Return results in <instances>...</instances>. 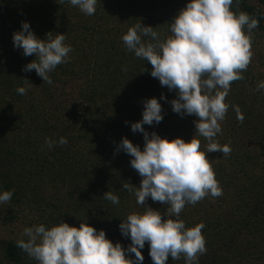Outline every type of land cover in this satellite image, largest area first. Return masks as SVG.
<instances>
[{
	"label": "trees",
	"instance_id": "trees-1",
	"mask_svg": "<svg viewBox=\"0 0 264 264\" xmlns=\"http://www.w3.org/2000/svg\"><path fill=\"white\" fill-rule=\"evenodd\" d=\"M187 2L98 0L95 14L87 16L60 0H0V190L14 193L9 204L0 205L4 224L22 219L31 227L50 228L61 221L77 227L88 222L127 249L131 239L119 225L129 214L143 213L149 206L167 219L170 205L149 198L141 206L122 187L139 186L142 177L131 167V157L117 147L127 137L143 150V134L133 133L131 124L142 119L145 99L167 98L160 100L162 122L144 125L149 134L190 141L197 117L172 110L177 93L151 76L150 62L127 51L122 35L141 22L164 40ZM231 7L258 19L250 34L245 28L255 42L264 32V0H233ZM24 21L41 39L49 32L62 33L72 48L68 62L49 74L51 85L35 70H24L34 54L24 56L14 47L13 34ZM241 75L243 79L231 84L222 133L215 138L229 145L231 153H207L222 195L186 204L179 216L186 227L205 225L207 251L197 264H264V89L257 90L264 81V59L259 66L251 60ZM18 87H25L27 94H18ZM237 105L243 122L237 119ZM60 137L68 143L52 148L45 143L46 138ZM196 138L206 151L208 141ZM107 191L119 197L118 205L104 199ZM21 239L28 237L0 235V264H39L17 247ZM142 253L143 264H153L147 242ZM126 256L135 259L134 254ZM166 264H185V258L169 256Z\"/></svg>",
	"mask_w": 264,
	"mask_h": 264
},
{
	"label": "clouds",
	"instance_id": "clouds-1",
	"mask_svg": "<svg viewBox=\"0 0 264 264\" xmlns=\"http://www.w3.org/2000/svg\"><path fill=\"white\" fill-rule=\"evenodd\" d=\"M63 3L92 16L98 0H60ZM232 4L233 0H188L171 21L172 34L164 40L153 26H144L141 22L122 35L127 51L150 62L151 76L177 93L171 101L172 110L181 116L197 117L196 133L190 141L181 137L170 140L156 132L149 134L144 125L162 122L160 100L167 98L162 95L159 99H145L142 119L131 124L133 133L143 134V150L127 137L117 147V151L131 157V167L142 177L139 186L125 183L122 187L134 193L141 206H146L149 198L170 205L166 209L167 219L149 206L143 213L129 214L119 225L122 235L131 239L127 249L119 242L113 243L103 229L97 231L88 222H81L77 227L64 221L50 228L43 224L25 228L28 240H19L17 247L39 264H143L142 249L147 242L153 264H166L169 256L173 260L183 256L185 264H197L199 255L207 251L202 235L205 225L186 227L179 216L186 204L195 205L208 195H222L207 153L218 151L225 156L231 153L229 145L222 146L215 138L222 133L220 122L229 109L225 101L231 84L243 79L241 72L251 62L250 35L245 34V28L250 34L259 26L258 19L246 12H234ZM65 40L62 33L54 36L52 32L41 39L27 21L13 34L14 47L22 49L24 56H35L24 70H35L50 85L54 82L49 74L70 59L72 48ZM262 89L264 81L257 86L258 91ZM17 92L26 95L27 89L18 87ZM234 110L237 119L243 122L239 106H234ZM196 137L208 141L206 151L200 150V140ZM45 143L52 148L56 143L66 145L68 140L46 138ZM13 194L10 190H0V205L9 204ZM103 197L115 205L120 203L111 191ZM126 252L134 254L135 259L126 256Z\"/></svg>",
	"mask_w": 264,
	"mask_h": 264
},
{
	"label": "rangeland",
	"instance_id": "rangeland-1",
	"mask_svg": "<svg viewBox=\"0 0 264 264\" xmlns=\"http://www.w3.org/2000/svg\"><path fill=\"white\" fill-rule=\"evenodd\" d=\"M252 62H255L257 66L262 59H264V32L260 33L257 40L251 43ZM254 65V64H253ZM260 67H257L259 70ZM256 70V71H257ZM31 227L28 223L24 222L22 219L17 220L14 224L5 223L3 219L0 218V235L1 236H23L25 228Z\"/></svg>",
	"mask_w": 264,
	"mask_h": 264
}]
</instances>
